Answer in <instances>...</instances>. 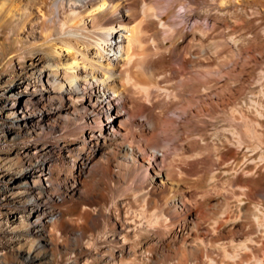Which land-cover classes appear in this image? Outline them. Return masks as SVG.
Masks as SVG:
<instances>
[{"label":"bare ground","instance_id":"1","mask_svg":"<svg viewBox=\"0 0 264 264\" xmlns=\"http://www.w3.org/2000/svg\"><path fill=\"white\" fill-rule=\"evenodd\" d=\"M205 2L0 0V28L10 29L16 43L26 37L29 47L41 48L29 71L43 81L45 114L31 123L38 137L68 155L67 193L43 201L77 203L79 221L107 204L110 192L131 194L129 206L104 213L117 221L125 248L130 236H152L130 264H264V225L234 216L225 225L219 201L200 202L196 184L212 164L205 148L184 147L183 135L174 134L198 116L236 105L233 92L207 85L213 61L206 60V20L212 21L187 16ZM236 64L223 65L221 77ZM39 167L32 185L56 194L52 168ZM98 171L103 182L94 178ZM57 217L72 234L85 235L76 219ZM54 221L37 216L33 230L51 231Z\"/></svg>","mask_w":264,"mask_h":264},{"label":"rangeland","instance_id":"2","mask_svg":"<svg viewBox=\"0 0 264 264\" xmlns=\"http://www.w3.org/2000/svg\"><path fill=\"white\" fill-rule=\"evenodd\" d=\"M218 2L206 0L200 4L202 8L197 6L187 16L192 20L206 15L212 21L206 20V60L213 61L207 85H218L227 95L233 92L236 105L198 116L174 134L183 135L184 147L205 148L213 165L196 184L200 202L219 201L220 214L227 215L225 225L230 224L231 216L264 225V0H227L225 6ZM26 39L16 43L10 29L0 28V264H130L135 251L146 253L152 236H130L125 248L117 238V221L104 213L129 206L131 194L110 192L107 204H97L93 216L79 221L77 203L64 199L61 204L49 205L43 201L46 196L58 198L67 193L62 161L68 155L60 154L48 138L38 137V127L31 123L43 120L45 111L40 98L43 81L37 82L38 75L29 71L41 48L33 51ZM227 63L238 66L230 76L221 77L225 72L220 69ZM32 104H36L34 111L27 109ZM44 162V172L52 168L54 178L60 181L56 194L38 192L32 185L31 178ZM95 174V180H105V174ZM42 187H46L44 181ZM60 213L76 219L77 228L85 235L77 236L65 224L61 226ZM37 216L55 219L52 230H33ZM40 231L43 235H37Z\"/></svg>","mask_w":264,"mask_h":264}]
</instances>
